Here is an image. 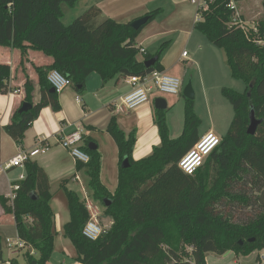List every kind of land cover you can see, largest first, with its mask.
Returning a JSON list of instances; mask_svg holds the SVG:
<instances>
[{"label": "trees", "instance_id": "trees-1", "mask_svg": "<svg viewBox=\"0 0 264 264\" xmlns=\"http://www.w3.org/2000/svg\"><path fill=\"white\" fill-rule=\"evenodd\" d=\"M78 1L0 0V46L20 49L23 56L32 49L52 57L50 65L36 67L37 81L26 76L25 97L5 127L20 144L45 106L61 109L58 93L51 92L50 71L56 69L69 77L80 94L93 72L107 82L119 75L145 76L163 71L161 55L169 42L163 43L156 54L147 53L140 60L136 40L146 25L135 29L131 22L103 17L97 6L65 24L62 5L73 7ZM230 2L207 0V8L199 6L194 26L224 50L232 77L245 83L243 92L227 86L221 90L235 111L229 131L204 165L187 175L178 161L200 138L201 118L195 111V100L184 97V129L176 138L170 135L167 109L156 111L161 141L151 154L138 160L133 157L136 130L127 133L113 115L107 131L117 143L120 159L118 186L113 193L101 180L99 149H91L88 144L92 139L83 136L82 149L90 160L79 162L78 168L85 170L93 199L102 203L112 222L98 239H88L83 229L90 214L83 197L65 188L71 217L64 225V235L75 246L79 262L208 264V252L249 255L264 249V17L257 23V33L252 34L253 29L244 31L231 23L235 11ZM158 11L150 13L148 22ZM153 57H157L156 62L146 67L145 62ZM11 76V66L0 62V92L10 90ZM36 82L41 87L37 103ZM24 102L33 107L21 112ZM252 109L262 120L254 135L248 133ZM125 159L129 163L126 167ZM52 197L46 173L38 163L28 161L15 199L3 205L5 213L14 217L18 237L28 248L26 264H48L54 253ZM229 206L244 211V218L237 219V211L231 214L226 210ZM0 261H4L1 237ZM10 264L20 263L13 260ZM259 264L264 262L259 260Z\"/></svg>", "mask_w": 264, "mask_h": 264}, {"label": "crops", "instance_id": "crops-1", "mask_svg": "<svg viewBox=\"0 0 264 264\" xmlns=\"http://www.w3.org/2000/svg\"><path fill=\"white\" fill-rule=\"evenodd\" d=\"M234 2L241 6L246 3L245 0H234ZM91 6L100 8L103 17L121 23L132 22L159 10L155 18L142 29L136 41L139 47L146 49V54H156L163 43L169 42L161 55L163 72L182 78L183 87L187 83L185 79L191 73L194 90L196 87L201 88L205 104L208 105V93L211 89L212 91L215 89L221 91L226 85L234 87V83L230 79L231 72L228 77L227 73L224 76L228 65L224 50L213 45L194 28L199 19V5L194 0H79L75 6L71 7L73 8L70 11L72 19ZM184 52L188 53L187 56H183ZM144 56L139 53L138 58L142 60ZM0 62L9 64L12 69L9 81L10 90L5 93L0 92V166L12 159L19 149L31 150L40 145H49V150L46 153H40L30 161L39 164L51 185L53 194L51 205L55 213V249L65 245L68 239L64 235V225L71 216L65 188L74 190L83 197L80 184L74 180L76 175H79L84 185L88 187L85 170L79 169V162L73 159L69 151L61 147L60 139L68 133L80 129L84 136L90 137L97 144L102 156L101 180L113 193L118 186L120 166L117 143L107 131V126L113 115H116L120 126L127 133L133 129L136 130L137 140L133 152V157L136 160L151 154L153 147L161 141L156 124V111L163 109L156 108V98L164 97L167 101L166 116L171 137L176 138L183 132L185 120V116L182 120V112L185 107L183 94L182 97L180 95L179 97L177 95L164 96L153 92L148 103L128 113L117 115L113 113L112 107L116 101L132 89L129 76L119 75L104 82L98 73L93 72L87 77L82 94L78 93L73 85L58 93L61 109L55 111L51 105L45 106L40 111L38 118L26 130L20 144L5 131V127L11 121L14 109L21 105L25 97L26 76L37 81L36 67L50 65L52 57L32 49H29L23 56L20 49L0 46ZM228 78L231 82H227ZM34 95L35 103L39 102L41 87L37 82ZM177 107L180 109H177V119L173 121L174 132H172L169 119L170 111ZM179 111L181 120H179ZM208 131L216 133L215 126H210L205 130H201L199 127L200 136ZM23 173L26 176V165L24 168L13 167L5 172L0 178V195H5L8 198V194L13 191L11 186L20 182L18 178ZM4 214L3 208L0 210V230L8 220V218H3ZM10 216L14 222V217ZM16 233L18 237L17 229ZM263 250H256L249 254L254 255L255 260L248 259L249 255H237L233 251H227L224 254L208 252L206 256L209 253L214 254L217 264H225L224 258L229 254L234 258L233 264H259L257 256ZM11 261L13 260L9 258L5 264H10ZM48 264H51V259Z\"/></svg>", "mask_w": 264, "mask_h": 264}, {"label": "built area", "instance_id": "built-area-1", "mask_svg": "<svg viewBox=\"0 0 264 264\" xmlns=\"http://www.w3.org/2000/svg\"><path fill=\"white\" fill-rule=\"evenodd\" d=\"M199 6L205 7L207 0H194ZM230 7L234 9L233 25L241 27L244 31L248 28L242 23L241 14L236 10L234 0H231ZM254 33L258 32V26L255 24L252 27ZM140 53L146 54V49L140 47ZM187 52L183 53V56H187ZM48 81L51 88L55 89V92L60 93L67 87L72 85V81L69 77L62 74L59 70H52L48 74ZM129 81L132 89L123 95L118 101L113 104L112 111L114 114H123L133 111L140 106L148 103L151 99L153 92L179 95L183 88V80L180 77L169 75L165 72L155 71L151 74L140 76L131 75ZM15 93H18L15 91ZM83 136L82 130H74L62 139L59 143L62 148L69 151L70 155L77 162L88 163L90 156L83 149ZM220 136L213 131H208L200 136L194 146L184 154L178 161L179 168L187 175L195 174L205 163L209 155L218 147L221 142ZM49 150V145H40L31 150L19 149L18 153L10 159L7 163L0 166V178L2 175L13 167L24 168L26 163L40 153H46ZM25 173L21 174L18 181L25 179ZM76 180L81 187L83 193V200L89 211L90 217L84 226L83 234L90 240L98 239L106 230L100 222V211L94 202L90 199L87 186L84 185L81 177L76 175ZM12 192L8 194V197L13 201L16 197V192L20 188V182L12 185ZM9 248H25V242L17 237L16 239H7ZM34 253V251H32ZM259 260L264 262V250L259 252Z\"/></svg>", "mask_w": 264, "mask_h": 264}, {"label": "rangeland", "instance_id": "rangeland-1", "mask_svg": "<svg viewBox=\"0 0 264 264\" xmlns=\"http://www.w3.org/2000/svg\"><path fill=\"white\" fill-rule=\"evenodd\" d=\"M246 3L241 5H237V3H235L236 5V10L241 14V19H242V23L245 25V27H247L249 30L252 29V27L257 24L263 17H264V0H245ZM214 2L211 1V4H213ZM208 7L207 1L205 2V8ZM63 9L65 12V15L63 16V21L66 24L71 23L74 19H72V15H70V11L73 9L70 6H67L66 4H63ZM83 12V11H82ZM82 14V13H81ZM233 21V20H232ZM252 34H255L252 31ZM258 35V34H257ZM255 38H258V36L254 35ZM219 49V48H217ZM220 50V49H219ZM226 66V65H225ZM227 71L224 72V76L227 73V77L228 75H230V68L227 65L226 66ZM195 72H197V69H195ZM178 77V76H176ZM231 77V76H229ZM182 79V78H181ZM230 79H232V83H234V87L235 90H238L240 92H243L245 90V83L241 80H237L233 77H231ZM230 79L228 78L227 82H231ZM186 82H188L189 80H191V73H189V76L185 79ZM225 84H231V83H225ZM227 87H231L226 85ZM200 88V87H199ZM237 88V89H236ZM183 89L181 93L179 94L182 97L183 94ZM197 92V93H196ZM161 95L164 96H169L170 94H162L159 93ZM195 111L196 113L199 115V117L201 118V124H200V129L201 130H205L208 129L210 126H215L216 128V134L220 137H222L223 135H226L227 132L229 131L230 127H231V123L233 121L234 115H235V111H234V107L232 105V103L226 98L224 97V95L222 94V92L220 91V89H215L212 91V89L209 91L208 96H209V105L206 103L205 104V100L202 96L201 93V88L198 89L196 87L195 89ZM177 95V96H179ZM179 96V97H180ZM168 98V97H167ZM177 109H180V107L178 108H174L173 110L170 111V126L173 125V121L176 118V113H177ZM184 119V112H182V120ZM179 120H181V113L179 111ZM172 132H174L173 126L171 127ZM88 195L90 197V199L94 202V204L98 207L99 211H100V222L102 224V226L105 229L110 228L111 226V222H112V218L105 214L104 212V207L102 205L101 202H96L88 187ZM9 201H11V198L8 197L6 198L5 195L1 196L0 195V210H2L4 208V203L9 204ZM12 202V201H11ZM233 207V206H232ZM247 208V207H246ZM236 206L233 207L231 209V207H226V210L229 211L231 214H233L236 210ZM241 209L244 210H248L245 209V207H242ZM244 211L241 212H236V217L237 219H243ZM11 214L9 213H5L3 218H8L7 222L5 223V226L0 230V235L2 238V245H3V251H4V262L0 261V264H5V261L7 259H12V260H18L20 264H25V253L27 252L28 248H9L8 243H7V238H11V239H16L17 238V233H16V226L13 222V219L10 216ZM3 221V220H2ZM35 253V251H34ZM32 253V254H34ZM77 252H76V248L73 245V243L67 239V243L65 245L62 246H58L57 249H55L52 258H51V264H83L81 262H79L77 260ZM248 259H254L255 257L254 255H249ZM234 258L231 254L227 255L224 258V263L225 264H233L234 263ZM207 263L208 264H217V259H215L214 254L209 253L207 256ZM256 263V262H255Z\"/></svg>", "mask_w": 264, "mask_h": 264}, {"label": "water", "instance_id": "water-1", "mask_svg": "<svg viewBox=\"0 0 264 264\" xmlns=\"http://www.w3.org/2000/svg\"><path fill=\"white\" fill-rule=\"evenodd\" d=\"M149 15H146L144 17H141V18H138L134 21L131 22V25L133 28L135 29H140L141 27H143L144 25L147 24V22L149 21ZM156 59L157 57H153L149 60H147L145 62V66L146 67H150L152 66L155 62H156ZM51 92H55V89L54 88H51ZM183 96L188 98V99H192L194 100L195 97H196V94H195V90H194V87L192 85V81L189 80L185 86H184V89H183ZM155 103H156V108L158 109H166L167 108V101L164 97H158L156 98L155 100ZM33 107V104L30 103V102H24L23 105L21 106L20 108V111H27L28 109L32 108ZM262 122L261 119H259L256 114H255V111L252 109L251 110V113H250V123H249V126H248V133L251 134V135H254L257 131V128L259 126V124ZM88 146L91 148V149H97V144L93 141H91ZM129 163H128V159H125L124 162H123V166H128ZM105 203L107 205L110 204V201H107L105 200Z\"/></svg>", "mask_w": 264, "mask_h": 264}]
</instances>
